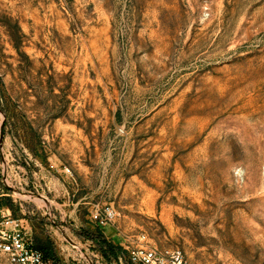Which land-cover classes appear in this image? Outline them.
Masks as SVG:
<instances>
[{"label": "rangeland", "instance_id": "rangeland-1", "mask_svg": "<svg viewBox=\"0 0 264 264\" xmlns=\"http://www.w3.org/2000/svg\"><path fill=\"white\" fill-rule=\"evenodd\" d=\"M0 215L54 264H264V0H0Z\"/></svg>", "mask_w": 264, "mask_h": 264}, {"label": "built area", "instance_id": "built-area-1", "mask_svg": "<svg viewBox=\"0 0 264 264\" xmlns=\"http://www.w3.org/2000/svg\"><path fill=\"white\" fill-rule=\"evenodd\" d=\"M116 214L112 209L104 210L97 217L99 226L107 227L113 223ZM141 236L135 248L125 246L130 264H190L180 249H158L146 242ZM0 254L7 256L9 264H54L44 251L37 248L23 221L0 215Z\"/></svg>", "mask_w": 264, "mask_h": 264}, {"label": "trees", "instance_id": "trees-1", "mask_svg": "<svg viewBox=\"0 0 264 264\" xmlns=\"http://www.w3.org/2000/svg\"><path fill=\"white\" fill-rule=\"evenodd\" d=\"M121 249H122V257L124 258V260H126V261L128 262V264H130V262H129V260H128V254H127V252L124 251L123 248H121ZM110 250L113 251L114 249L110 247ZM119 259H122V258H119Z\"/></svg>", "mask_w": 264, "mask_h": 264}, {"label": "crops", "instance_id": "crops-1", "mask_svg": "<svg viewBox=\"0 0 264 264\" xmlns=\"http://www.w3.org/2000/svg\"><path fill=\"white\" fill-rule=\"evenodd\" d=\"M108 238L112 239V241L115 240V236H114V235L111 236V237H108ZM114 243H115V241H114ZM122 247L124 248L125 246L123 245ZM121 260H122V259H121Z\"/></svg>", "mask_w": 264, "mask_h": 264}]
</instances>
